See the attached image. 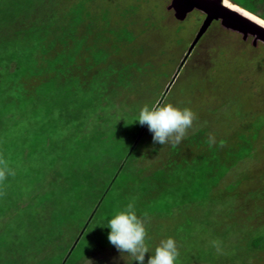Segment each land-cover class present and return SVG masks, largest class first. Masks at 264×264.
I'll list each match as a JSON object with an SVG mask.
<instances>
[{"label": "rangeland", "instance_id": "rangeland-1", "mask_svg": "<svg viewBox=\"0 0 264 264\" xmlns=\"http://www.w3.org/2000/svg\"><path fill=\"white\" fill-rule=\"evenodd\" d=\"M42 2L48 8V13L46 17H37L38 25L48 26L50 40L56 37L54 30L62 34L63 29H66L71 53L77 42L81 45L74 52V62L64 60L60 65V69L66 72L63 73V78L57 77L59 85L66 83L69 76L73 79L71 83L76 82L80 90L87 94L91 91L97 92L99 96L97 104H93L91 110L80 117L83 126L88 127L85 132H92L94 125L99 123L101 116H95L94 108H99L98 112H103V117L111 120L115 129L122 122L131 124V127H125V132L134 134L140 129L137 118L144 106L151 109L157 104L171 103L180 109H191L196 119L176 147L155 145L153 133L147 128L148 134H145V147L142 150L145 157L137 164L139 168L147 169L143 174L153 175L152 172L164 165L170 170L171 167L176 168L177 164L183 163L188 167L195 162L201 163L204 159L214 157L218 160H212V163H219L227 169V172L221 171L224 175L213 186L210 195L206 197L205 193H200L198 198L183 196L181 190L184 186L179 185L183 172L173 173L170 178L172 181L167 187L173 186L175 196L167 194L168 197H164L162 192L160 200L153 205L155 211L144 210L142 207L147 208L144 204L141 207L137 205V196L140 195L137 191L133 192L131 189L124 196L122 193L114 194L116 202H110L109 205L114 216L120 208L125 210L129 203L134 204L139 217L143 218L147 214L145 243L149 253L146 254V261L162 240L173 238L179 250L176 264H264V251L255 252L250 246L253 235L257 237V233L264 234V43L255 41L252 36L245 38L243 34L225 28L220 21H214L197 39L206 15L193 10L184 19H178L172 0ZM76 8H80L78 15L73 12ZM77 17L82 20L76 26L74 21ZM34 20L32 17L28 21L31 23L24 24L20 29L26 31ZM14 30L17 31L18 28ZM194 43V48L189 53ZM61 49L62 46L58 47L59 52L52 49L50 59L57 57ZM45 61L40 57L39 63L47 71L25 78L16 87L8 88L12 92L15 89L17 94L34 97L35 101L31 104L32 108L25 109L27 116L19 113L17 122L10 120L5 126L6 129L0 128V159L5 154L3 145L13 135L24 137V134H28L30 139L31 135L37 133L36 121L30 115V110L33 109L32 115L36 112L38 115L45 114L39 101L45 96L41 95L39 86L54 79L56 74L48 69ZM97 82L105 84L97 85ZM44 94L46 95L45 92ZM48 95L52 96V93L48 92L46 97ZM81 97L83 101V93ZM17 100L14 103L19 108V103H23ZM53 105L65 107L59 100L52 103ZM100 108L104 110L101 111ZM52 110L58 114L57 109ZM49 124L51 121L47 124L48 127ZM78 132L77 129H72L70 123L62 126L53 136L55 147L58 153L76 154L77 160L71 161H79L82 166L87 167L92 163L91 155L88 154L82 161L79 155L86 150L80 142L89 141L91 135ZM97 133L101 134V141L98 140L99 142L96 141L89 147L94 148L98 154L105 150L107 144L111 145L112 141L110 138L107 140L108 135L102 138V134L109 133ZM209 137H215L216 143L212 146H209ZM18 140L23 141L20 137ZM214 151L216 155H212ZM24 155L23 150L19 164L9 163H12L13 167L9 168L15 175H8L0 182V188H23L16 203L6 201V198L0 200L3 207L7 206L5 215L1 218L0 232L5 233L6 227L11 229L19 213V217L25 219L22 224L19 219L14 224L18 225L13 228L17 231L14 234L20 240L16 249L13 251L7 249L8 247L0 248V264H5L4 259H12L13 264H47L62 249L65 248V252H68L77 244L79 258L72 261L74 264H138L134 257L128 253L121 254L110 242H103L106 245L100 243V232L103 230L100 219L87 230V222L83 220L82 213L81 221H73L70 225L60 226L59 230L52 232L55 221L51 212L56 205L54 201H45L39 205L36 198L49 191L50 194L54 193L56 186H64L66 189L70 186L76 187L77 184L56 181L55 172L58 169L61 172L65 170L60 163L54 171L41 160L42 157L31 162ZM41 163L44 164L41 166ZM18 170L23 173L21 180L17 175ZM215 171L218 173L219 168ZM216 173L215 176H218ZM95 176L98 179L97 173ZM105 177L103 174L99 179L106 180ZM150 185L156 188V184ZM231 186L234 189L230 191ZM254 193H258L259 198L253 196ZM50 194L48 198L52 200ZM146 198L148 197L143 199L150 203L151 199ZM235 202L238 217L232 220ZM58 205L59 209L64 206ZM139 210L143 212L142 216ZM108 212L105 213V218ZM28 214L33 217L29 218ZM248 217L252 220L248 221ZM248 224L259 226L251 231ZM28 236L31 238L28 239ZM214 241L219 244V252L213 244Z\"/></svg>", "mask_w": 264, "mask_h": 264}, {"label": "trees", "instance_id": "trees-1", "mask_svg": "<svg viewBox=\"0 0 264 264\" xmlns=\"http://www.w3.org/2000/svg\"><path fill=\"white\" fill-rule=\"evenodd\" d=\"M229 1L264 20V0ZM47 3H49V1ZM47 9L48 8L42 0H0V128L6 129L5 126L9 124L10 120L17 122L19 113H21L22 116L26 115L24 112L25 109L28 107L32 108L31 104H34V97L17 94L15 93V89H13L14 92H12V90H8V88L9 86L16 87V85L21 83L20 81L25 78H30L36 74H42L43 71H47V68H44L39 63L40 57H43V60H46L45 63L47 64L48 69H51L56 73L54 75V79L48 81L47 83H42L39 86L41 95L45 96L39 100L40 104L43 105H41V107L45 111V114L38 115L36 112L32 115L33 109L30 110V115L33 120L36 121L37 128L35 129V133H37L31 135L30 139L28 138V134H24V137L13 135L10 138V141L3 145L2 149L5 154L1 158L7 163L8 167H13L12 163L14 165L19 164V159L21 158L24 150V157H26L27 160H31V162H33L34 160H37L38 157H42L41 160H44L50 166L49 168L54 169V171L57 170L56 165L60 163L65 170L61 172L58 169L55 172L57 176L56 181H65L64 183L68 182L70 185L76 182V187L70 186L65 189L64 186H54L56 190L54 193L50 194L49 191V193L44 194V196L36 198L39 205L43 204L45 201L48 203L50 201H54L53 203L56 205L55 209L51 212L55 221L53 225L54 230L51 228V231H57L60 226L64 227L66 224L70 225L73 221H81V214L83 213V220L87 222L85 223V228L87 230L92 228L98 219L102 220L103 230L100 232V243L102 244L104 242L107 244L109 242L108 234L111 231V229L107 227V224L108 221L114 217V212L109 210L111 207L109 205L110 202H116V198H113L114 194L122 193L124 196L126 195V192L131 189L133 192L137 191L140 194L137 196V205L141 207L144 204L147 206L146 209L145 207H142L144 210L147 211L153 209V211H155L156 209H154L153 205L160 200L162 192L164 193V197H168L167 194H169V196H175L174 189L172 188L173 186L167 187V185L169 186V183L172 181V179H170L171 175L173 176V173L175 172H183L182 176L180 175L179 178V183L181 182L179 185L184 186L181 190V194L183 196H189L190 198L195 196V198H198L200 193H205V196L208 197L213 190V186H215L220 177L224 175L221 171L223 170V172H227V169L222 165H219V163H217V165L212 163V160H218L217 157H214L213 159L209 158L207 160L204 159L201 163L195 162L191 166L188 165L190 168L184 166L182 163L175 165L176 168L171 167L169 170V167L164 165L162 168L152 172L153 175H150L151 173L149 174L148 172L147 175L143 174V172L147 171V169L144 170L142 167L139 168L137 165L138 161L145 157L142 150L145 147L143 144V142H145V136L148 134L147 125L141 126L139 124V131H136L134 134H127L125 132V127H131V124L122 122L123 124H121V126L119 125L118 128L115 129L116 127H114V123L110 122L111 120L108 118L103 117L104 113L98 112L99 108H94L96 114L94 115L101 116L99 123L94 125L92 132L88 130L85 132L88 127L85 128L83 126L81 123L82 118L80 117L82 114L84 116L86 112L91 110L93 104H97L99 101L97 98L99 96L97 92L92 93L91 91L87 94L85 91L80 90L78 87L79 85L76 82H74V84L71 83L73 79L69 78V76L66 83H61V85H59L57 81L59 78L57 77L63 78L64 76L62 75L66 72V70L64 71L63 69H60V65L64 63V60H68L70 63L74 62V52H76L81 45L79 46L77 42L73 53H71L72 50L68 47L69 39L66 29H63L62 34L54 30L56 37L53 40H50V29L46 25H38L37 18L46 17L48 13ZM73 12L78 15L80 8H76ZM32 17H34L36 21L34 20L31 27H27L28 29L26 31H22L20 27L29 23L28 21H30ZM75 20L74 25L77 26V23H80L82 19L77 17ZM15 28H18V30H14ZM125 33L126 32H124V34ZM61 46V53L57 54V57L54 59H50L52 58L50 55L52 49L54 51L55 49L58 51V47ZM45 56H48V58H45ZM68 74L70 75L71 73L68 71ZM99 84L104 85L105 83L97 82V85ZM129 85L131 89V83ZM44 92L46 95L48 92L49 94L52 93V96L48 95L46 97ZM81 93H83V101H81ZM16 99H18L17 101H22L23 103H19V108L17 103H14V100ZM58 100L59 102H62L65 107L56 105L52 106V103ZM76 101H79V103ZM51 108L55 110L57 109L58 114H56L55 111L53 112ZM100 109L101 111L104 110L102 108ZM65 111L67 113H65ZM50 121L51 124H49L50 126L48 127L47 124ZM118 122H120V120H118ZM67 123L71 124L72 129H77V132H85V134L91 135L89 141L87 140L85 143L83 141L80 142L81 146H83L82 148L86 150V152L80 153L79 155L82 157V161L85 156L88 154L91 155L90 161L92 163L87 167L84 165L82 166V163L79 161H71L72 159H76V154H69L65 152L58 153L56 150L57 148L54 143L55 138L53 136L61 130L62 126L67 125ZM108 123L111 124L108 125ZM97 125H99V127H97ZM24 130L26 133L28 132L27 129ZM100 131L109 133L102 134V138L104 139V135H108L107 140L110 138L112 143L111 145L107 144L108 147L105 146V150L99 151L97 154L94 148L91 149L89 146L94 145L98 140L101 141V134L97 133ZM14 134H16V131H14ZM19 137L20 139H23V141L18 140ZM212 155H216V151H214ZM10 162L12 163L9 164ZM43 164L44 163H41L40 165L42 166ZM193 167H196V169ZM218 168L219 171L216 173L217 170L215 171V169ZM96 173L98 175V179L95 176ZM215 173L218 176H215ZM103 174H105L106 180L99 179V176L101 177ZM17 175L20 180L23 178V173L21 171L19 172V170ZM150 184H156V188H152ZM159 184L161 185L158 187ZM128 185H131L132 187H128ZM20 189L21 186L19 189L18 187L14 188L11 186L9 190L0 188V200L2 198H6V201H12L13 204L16 203L23 193V188L22 190ZM233 189L234 186H231L230 191ZM156 193L159 196H156ZM48 194H50L54 199L52 198V200H50V198H48ZM145 196L148 197L146 199H151L150 203H147L149 201L143 199ZM253 196H257L259 198L260 195L258 193H254ZM189 202H192V200L189 199ZM58 203L59 205L64 204V206L59 209V207H57ZM169 205L171 206V203ZM122 208L119 209V212L124 211ZM5 209H7V206L3 207V205L0 204V224L2 223V216L5 215ZM57 209H59V212ZM137 209L140 208L138 207ZM23 212L25 213V211ZM107 212L109 214H107L108 216L105 218V213ZM142 213L143 212L139 210V214L141 215ZM233 213L232 220H236L238 217L236 215V202L233 208ZM20 214L21 213L18 215V219L19 223L22 224L25 219H23L22 216L19 217ZM28 217L32 218L33 215L30 216V214H28ZM250 218L251 217H248V221L252 220V218ZM18 219L16 218V222L13 223H18ZM14 224L11 229L6 227L7 230L5 233L0 232V248L8 247L7 249H12L13 251L16 249V245L20 242V240L17 238V235L14 234H17V231L13 230L16 226ZM19 226L21 227L22 225ZM248 226H250L249 228L251 231H254L259 225L252 226L248 224ZM29 237L30 236H28V239ZM60 237L56 238L61 239ZM40 238L42 239L43 236ZM42 241L44 240L42 239ZM104 243L103 245H106ZM250 246L255 252L264 251V234L257 233V237L253 235ZM78 247L79 245L77 244L73 250L68 252H65L67 251L65 248L62 249V252H60L57 256H54L52 260L47 262V264H74L72 261L79 258L80 250H78ZM4 261L5 264H13L12 259H4ZM24 264L26 263L24 262ZM41 264L45 263L42 262Z\"/></svg>", "mask_w": 264, "mask_h": 264}, {"label": "clouds", "instance_id": "clouds-1", "mask_svg": "<svg viewBox=\"0 0 264 264\" xmlns=\"http://www.w3.org/2000/svg\"><path fill=\"white\" fill-rule=\"evenodd\" d=\"M195 119L191 109H180L167 103L157 104L151 109L147 105L144 106L137 121L141 126H148L149 131L153 133L154 144L176 147L182 142ZM208 143L209 146L214 145L215 137H209ZM8 175H15V172L0 159V182H3ZM147 222V214L143 218L139 217L134 204L129 203L124 211L108 221L107 227L111 229L108 240L121 254L128 253L134 257L138 264H176L179 250L173 238L162 240L155 248L154 254L146 261V254L149 253L145 243ZM213 244L219 252L218 242L214 241Z\"/></svg>", "mask_w": 264, "mask_h": 264}, {"label": "water", "instance_id": "water-1", "mask_svg": "<svg viewBox=\"0 0 264 264\" xmlns=\"http://www.w3.org/2000/svg\"><path fill=\"white\" fill-rule=\"evenodd\" d=\"M172 7L175 10L176 17L181 20L193 10H198L206 15L197 39L214 21H220L225 28L237 31L243 34L245 38L252 36L255 41L264 43V26L247 18L240 12L228 8L223 0H172ZM241 9L249 13L243 8ZM249 14L264 22L260 17L252 13ZM194 45L195 43L190 47L189 53L193 50Z\"/></svg>", "mask_w": 264, "mask_h": 264}, {"label": "bare ground", "instance_id": "bare-ground-1", "mask_svg": "<svg viewBox=\"0 0 264 264\" xmlns=\"http://www.w3.org/2000/svg\"><path fill=\"white\" fill-rule=\"evenodd\" d=\"M224 4L225 6H227L228 8L235 10L237 12H240L241 14H243L244 16H246L247 18L261 24L262 26H264V22L259 20L258 18H256L255 16L243 11L241 8H239L238 6L232 4L231 2H229L228 0H224Z\"/></svg>", "mask_w": 264, "mask_h": 264}]
</instances>
